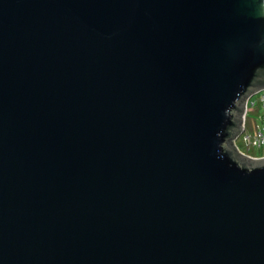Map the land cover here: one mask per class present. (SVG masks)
Masks as SVG:
<instances>
[{
  "label": "water",
  "instance_id": "95a60500",
  "mask_svg": "<svg viewBox=\"0 0 264 264\" xmlns=\"http://www.w3.org/2000/svg\"><path fill=\"white\" fill-rule=\"evenodd\" d=\"M261 0H0V264H264Z\"/></svg>",
  "mask_w": 264,
  "mask_h": 264
},
{
  "label": "rangeland",
  "instance_id": "374dc122",
  "mask_svg": "<svg viewBox=\"0 0 264 264\" xmlns=\"http://www.w3.org/2000/svg\"><path fill=\"white\" fill-rule=\"evenodd\" d=\"M264 95V91L258 92L253 97H251L247 101V110L244 119V127L247 128V131L244 135L242 133L234 140L236 143V147L239 151L251 158H262L264 157V146L260 147H253L248 145L245 141V135H254L258 132L259 128H263V104L264 101L262 97ZM244 133V130H243ZM242 135V136H241ZM238 139V140H237ZM237 140V141H236Z\"/></svg>",
  "mask_w": 264,
  "mask_h": 264
},
{
  "label": "built area",
  "instance_id": "2783aa9c",
  "mask_svg": "<svg viewBox=\"0 0 264 264\" xmlns=\"http://www.w3.org/2000/svg\"><path fill=\"white\" fill-rule=\"evenodd\" d=\"M262 100L264 101V95L262 97ZM263 109H264V104H263ZM262 122H263V128L262 129L259 128L257 133H255L253 136L252 135H245V141L247 142L248 145H251L253 147H260V148L262 146H264V113H263ZM246 131H247V128L244 127V133L242 132V135H244ZM236 143L237 142L234 143L235 146H236Z\"/></svg>",
  "mask_w": 264,
  "mask_h": 264
},
{
  "label": "clouds",
  "instance_id": "9594fccd",
  "mask_svg": "<svg viewBox=\"0 0 264 264\" xmlns=\"http://www.w3.org/2000/svg\"><path fill=\"white\" fill-rule=\"evenodd\" d=\"M262 3H264V0H261Z\"/></svg>",
  "mask_w": 264,
  "mask_h": 264
}]
</instances>
